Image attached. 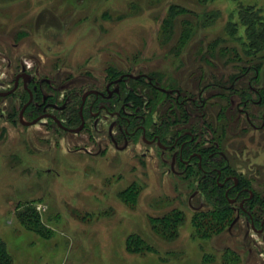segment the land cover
<instances>
[{
	"label": "rangeland",
	"instance_id": "1",
	"mask_svg": "<svg viewBox=\"0 0 264 264\" xmlns=\"http://www.w3.org/2000/svg\"><path fill=\"white\" fill-rule=\"evenodd\" d=\"M241 3L255 4L264 18V0ZM173 4L187 11L164 43L159 35ZM210 13L216 18L206 23ZM244 18L230 0H0V90L21 65L52 77L59 106L68 104L58 110L66 124L87 89L102 88L114 72L155 73L164 87L193 95L209 83L228 86L258 66L264 85V46L251 48ZM185 20L192 32L178 50ZM253 73L232 90L208 87L204 119L251 187L250 209L262 221L264 130L251 128L228 101V94L239 99ZM128 85L127 92L142 93L144 109L157 102L158 123L169 107L171 132L198 124L184 121L168 95L137 81ZM21 102L20 95L0 97V240L12 264H264V229L228 208L215 210L194 166H173L141 139L116 149L109 117L96 125L93 118L77 132L48 120L23 125ZM173 210L183 222L167 239L152 225ZM130 237L144 239L150 250L128 247Z\"/></svg>",
	"mask_w": 264,
	"mask_h": 264
},
{
	"label": "flooded vegetation",
	"instance_id": "2",
	"mask_svg": "<svg viewBox=\"0 0 264 264\" xmlns=\"http://www.w3.org/2000/svg\"><path fill=\"white\" fill-rule=\"evenodd\" d=\"M250 70L254 73L248 78L247 90L242 91L237 101L231 94L227 93L229 95L228 101L231 104L236 103L237 113L245 119L251 128L264 130V85L258 84V79L261 78L260 69L254 66H250L247 71L233 76L228 86L209 83L200 87L199 91L193 95L183 93L180 87L166 88L156 81L153 87L162 95H168L167 97L173 100L172 105L182 110L180 114L184 121V116H187L188 119L198 120L197 125L195 122L188 125L184 124L185 126L176 132H171L169 126V107L166 108L161 122L158 123L153 117L157 102L144 109V106L140 108L136 102L128 101L127 97L130 93L126 90V87L129 86L128 82H131L132 79L139 80L141 78L145 80L139 81L142 84L146 82L151 84L152 81L147 72L136 73L126 70L115 78H107L102 88L87 89V91L93 90L96 93H89L85 97L82 109L83 126L80 130L84 129L86 123L93 118H95V125L102 118H111L107 132L116 149L124 150L129 143L141 139L149 147L155 145L162 150L163 154L170 156L173 166L177 165L181 168L194 166L201 174L200 182L202 180L205 182L208 175L214 176L216 185L225 190L229 211H235L238 218L241 215L246 216L251 226L257 222L260 229H264V219L261 221L258 217L256 218L250 209V202L254 197V194H251V187L245 184L241 176L234 172L231 157L220 148L214 126L212 124L207 125V120L204 119L206 98L203 94L205 90L210 86L232 90L234 84L248 76ZM1 92L9 93L0 94V97L12 98L18 95L22 97V102L18 107V121L23 125L29 126L48 120L51 126L66 130L59 126L55 120L58 119L63 126L73 129V127H68L63 123L64 120L58 116V110H64L68 104L66 101L59 106L56 97V83L52 77L34 75L31 69L21 65L19 71L11 75L8 88L0 90ZM90 95L92 96L91 99L89 98ZM27 102L28 104L23 109ZM81 102L82 100L78 106L79 118ZM22 109V116L20 117ZM171 113L174 117L172 110ZM37 117L40 118L35 123H30Z\"/></svg>",
	"mask_w": 264,
	"mask_h": 264
},
{
	"label": "trees",
	"instance_id": "3",
	"mask_svg": "<svg viewBox=\"0 0 264 264\" xmlns=\"http://www.w3.org/2000/svg\"><path fill=\"white\" fill-rule=\"evenodd\" d=\"M202 1H205V0H202ZM230 1L237 5V10H238L240 16H242L244 13V15H245V18L243 19L244 24L247 26V29L251 31V33H252V31L254 32V35H251V33H250V36H249V38L251 40V43H250L251 48L256 49V50L262 48L264 46V18L262 17V15L261 16L259 15L260 8L256 7L255 4L253 5L251 3L243 5L241 3V0H230ZM186 11H187V9H185L182 5L181 6L176 5V4L170 5L168 14L164 18V22L166 25L164 28H161L162 29V36L159 35V39H161L162 42L165 43L169 40V38L171 37V32L173 29V24H174L175 19L179 15H185ZM214 12H217V11H214ZM215 18H216V13H210L207 16L204 15V21L206 23L213 22V20ZM172 21H173V23H172ZM191 32H192V26L189 24V22H187V20H185L184 25H183V29H182L181 34L179 36V40H178L179 42L176 44V48L178 50L181 49V46L184 44V41L190 37ZM256 68L259 69L258 66H256ZM138 73H146V72H138ZM116 74H117V72H114V74L112 76H110V78H112V77L115 78L121 73H119L117 75ZM148 75H149L152 82H151V84H148L147 82L145 84L147 86H149L150 88H152L154 91L158 92L159 94H162L161 92L157 91L153 87V85L156 84V81L159 82L158 76L155 73H151V72H148ZM142 80L145 81L143 78H141L139 80L132 79V81H135V82L136 81L139 82ZM132 96H134L135 99L139 98V100H137L138 102L137 101L136 102L138 103V105L141 108L143 106V102H145L146 99L142 98V95L140 93H138V91L136 92V90H133L131 93H129L127 98L129 99ZM79 104L80 103H78V105ZM79 120H80V118L78 115V109L72 108L71 109V117H70L71 123L66 122V125L68 127H73V123L77 122V121L79 122ZM206 179H207V180H205L206 188H205L204 192L206 193V195H208L210 200L216 201V202H214L215 204L213 205L215 207V210H217L219 212L221 210H226L227 208L229 209V203H228L227 197L225 196V190L223 188H219L216 185L215 180H214V176L208 175ZM159 220H160L159 226L157 224L152 225L154 230L156 231V233L161 237H164L167 239L168 238L172 239V238H175L176 228L180 223L183 222V217H181V215L177 211L173 210ZM256 224H258V223L254 222V226ZM139 241H140V243H138ZM3 242L4 241L0 240V264H12V257L4 249ZM135 244L137 245V248L140 251H149L151 248V246L148 245L144 239L141 240L138 237L137 238L136 237L135 238L130 237L128 240V247L135 245Z\"/></svg>",
	"mask_w": 264,
	"mask_h": 264
},
{
	"label": "water",
	"instance_id": "4",
	"mask_svg": "<svg viewBox=\"0 0 264 264\" xmlns=\"http://www.w3.org/2000/svg\"><path fill=\"white\" fill-rule=\"evenodd\" d=\"M8 93H9V92H4V93L1 92L0 94H1V95H6V94H8ZM89 93H96V91L88 90V91H86V92L83 94V96H82V102H81V105H80V108H79V114H80V118H81V124H80V126H79L78 128H75V129L67 128V127L63 126V125L61 124V122H60L58 119H55V120L57 121V123L59 124V126L63 127L64 129H66V130H68V131H72V132H77V131H79V130L82 128V126H83V115H82V109H83V104H84L85 97H86V95H88ZM28 102H29V101H28ZM28 102L23 106V109H24L25 106L28 104ZM23 109H22L21 112H20V117L22 116V111H23ZM39 118H40V117H37V118L33 119L30 123H35Z\"/></svg>",
	"mask_w": 264,
	"mask_h": 264
}]
</instances>
